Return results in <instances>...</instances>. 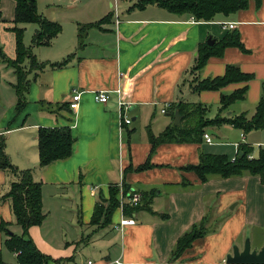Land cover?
Returning a JSON list of instances; mask_svg holds the SVG:
<instances>
[{"label": "crops", "instance_id": "0c3cea01", "mask_svg": "<svg viewBox=\"0 0 264 264\" xmlns=\"http://www.w3.org/2000/svg\"><path fill=\"white\" fill-rule=\"evenodd\" d=\"M58 1L36 0L37 12L60 25L61 32L49 46L31 48V52L37 63L51 64L73 56L61 68L28 73L26 105L20 113L16 111L14 70L0 60V138L5 140L10 163L19 170L31 169L33 180L41 183L45 218L40 226L29 228L28 237L49 258L46 264L86 260L92 264H226L244 228L264 230V188L257 177L249 175L209 176L202 183L185 168L197 165L202 154L232 159L240 144L264 147V129L243 134L229 125L211 127L206 132L210 143L203 138L199 144H161L153 152L149 138L173 124L166 105L199 103L208 108L212 119L221 98L243 87L244 98L232 103L223 115L252 118L264 99V0L258 6L250 0L247 9L228 17L216 16L210 22H195L155 5L131 8L136 2L125 6L117 0L80 5H76L79 0ZM14 9V0H0V42L2 38V49L10 60L15 58V35L10 30ZM106 16L108 21L90 29L79 48L78 26ZM18 27L24 29V46L31 47V41L30 45L25 41L38 25ZM232 30L239 34L242 49L225 48L221 57H210L200 72L191 74L198 46L209 38L220 41ZM4 36L10 41L8 46ZM228 66L251 79L217 91L190 90L193 75L199 80L222 77ZM117 90L129 106L131 119L121 129ZM98 91H107L105 104L95 101ZM73 92L80 94L77 103L72 101ZM61 105L65 108L60 109ZM158 112L159 122L155 119ZM63 127L69 128L74 140L71 155L39 168L37 131ZM147 160L150 168L137 171ZM14 181L12 174L0 171V223L8 225L9 234L21 235L10 200L2 198ZM121 183L135 191L152 190L151 212L139 211L134 225L120 227L121 213L116 210L110 225L92 226L96 203L101 197L107 199L110 187ZM201 222L206 235L172 261L177 240ZM216 224L218 230H210ZM6 235L0 231L3 264H18L16 254L3 245Z\"/></svg>", "mask_w": 264, "mask_h": 264}, {"label": "trees", "instance_id": "16d2710c", "mask_svg": "<svg viewBox=\"0 0 264 264\" xmlns=\"http://www.w3.org/2000/svg\"><path fill=\"white\" fill-rule=\"evenodd\" d=\"M14 18L13 28L10 30L15 35V58L10 60L3 53L0 46V60L8 67L14 70L16 84L13 86L17 102L16 111L20 113L26 103L24 95L28 91L29 80L28 73L31 70H43L45 67L61 68L65 66L73 55H69L64 60L56 63H37L33 57L31 48L49 46L51 41L61 32V27L55 22L46 20L37 12L36 0H14ZM250 0H138L131 8L139 10L147 6L155 5L165 11L182 16L186 15L195 22H210L216 16L228 17L238 11L245 10ZM259 5L260 0H255ZM1 17V13H0ZM109 16L104 17L98 22L78 26L77 46H83L84 38L87 32L92 28H99L101 24L107 22ZM23 24H36L38 30L32 36L31 47L26 48L23 44L24 29L19 28ZM237 47L242 49L239 42L237 31H229L226 36L209 45L203 43L198 46L194 65L191 74L200 72L206 61L210 57H221L225 48ZM28 62L25 66L24 63ZM251 79L250 75L241 73L237 67L228 66L222 77L213 79L193 78L189 82L190 90L194 93L202 91H217L230 83L247 82ZM246 87L239 89L228 96L221 98L218 112L212 119L208 117V108L199 103L188 104L179 102L175 105H169L168 113L173 120L174 114L178 111L181 116L180 126L176 127L172 123L157 137L150 136L151 152L161 144L170 143H192L199 144L203 141V135L211 127L229 125L239 129L243 134L252 131L264 129V99L256 107L255 114L251 119L245 115L235 117H226L223 113L228 107L244 98ZM60 109L65 106H59ZM73 138L68 127L63 128H40L37 131V151L39 157V168H44L58 160L67 159L71 155ZM242 153V156L239 155ZM253 148L247 144H240L234 161L225 155L202 154L199 163L194 166H188L185 169L193 172L198 179L205 183L209 176H217L222 179L242 177L249 175L257 177L264 188V147L258 148L256 157L252 155ZM147 160L136 170L142 171L150 168ZM0 171L12 174L16 181L11 183L9 191L2 197L10 200L12 213L15 223L21 228L22 234H9L8 225L0 223V231L7 233L3 245L11 253L16 254L18 264H46L49 258L42 254L28 237V230L33 226H40L45 218L42 213L41 203V183L35 182L32 177V170H19L14 167L6 153L5 140L0 138ZM124 193L130 188L121 183ZM118 186L110 187L108 198L101 197L96 203L90 224L98 228L110 225L111 217L118 207ZM140 203L135 207H125L124 214L130 216L132 213L139 211H150V204L153 198V191H141ZM204 222L199 225H193L191 229L182 235L176 242L175 248L171 255V260L175 261L182 253L188 249L196 240L206 235ZM0 264H3L0 253Z\"/></svg>", "mask_w": 264, "mask_h": 264}, {"label": "built area", "instance_id": "2783aa9c", "mask_svg": "<svg viewBox=\"0 0 264 264\" xmlns=\"http://www.w3.org/2000/svg\"><path fill=\"white\" fill-rule=\"evenodd\" d=\"M191 20L194 21L192 18ZM223 26L229 29L234 28L233 24H223ZM116 92L118 94L117 108H118V117H119V129H121L122 127L129 126L131 124V119L128 117L129 106L120 99L119 90H117ZM73 93L74 95H72V101L74 103H77L79 100L80 94L77 92H73ZM108 98L109 97H108L107 91H98L94 96L95 101L101 104H105L108 101ZM168 107L169 105H166L165 109H167ZM165 109H163L161 112L164 113ZM203 138L205 142L207 143L211 142V139L207 133L203 135ZM232 161H234V158H232ZM118 189H119V192L117 195V198H118L117 210L121 213V219L119 222V226L124 227L128 225H134L135 224V213H132L130 216H124V210L126 206L128 207L137 206L140 203L141 196L137 191L133 189H129L126 193H124L121 184L118 185ZM81 264H92V261L86 260L82 262ZM141 264H152V263H141Z\"/></svg>", "mask_w": 264, "mask_h": 264}, {"label": "rangeland", "instance_id": "374dc122", "mask_svg": "<svg viewBox=\"0 0 264 264\" xmlns=\"http://www.w3.org/2000/svg\"><path fill=\"white\" fill-rule=\"evenodd\" d=\"M50 1L57 2L56 4H60V3H58L59 2L58 0H50ZM86 1L89 2V1H95V0H79V2H77L76 5H80V4H82V3L86 2ZM102 1H105V0H102ZM117 1L120 4H124V5L125 4H130L131 5V4L135 3V2H137L138 0H123V1L122 0H117ZM67 2H65V4ZM111 4H113V0H111ZM33 26H35V25H31V27H33ZM31 38H32V35H30L26 39L25 45H30ZM4 40H5L6 46H8L10 41L7 40L6 36H4ZM1 42H2V38H1ZM1 42H0V46L3 47ZM3 53L6 55L4 48H3ZM5 66H6V68L9 69V67L7 65H5ZM194 74H196V73H194ZM193 78H197L196 75H193ZM155 119H158L157 122H159L160 119H162V116L159 114V112L157 113ZM257 151H258V147H253L252 155H256V153H258ZM228 152H229V150H228ZM137 192L139 194H141L140 191L137 190ZM209 228H210V230H218L219 227L216 224V225L210 226ZM246 240L249 241V245H250L251 251H259L264 246V243H263L264 242V230L260 229V228H258L256 226H247L246 228H244L241 231V233L239 234L237 239L234 241L230 251L232 252L233 247L243 248Z\"/></svg>", "mask_w": 264, "mask_h": 264}, {"label": "water", "instance_id": "95a60500", "mask_svg": "<svg viewBox=\"0 0 264 264\" xmlns=\"http://www.w3.org/2000/svg\"><path fill=\"white\" fill-rule=\"evenodd\" d=\"M213 43L214 41L211 38L207 40V44L212 45ZM180 123H181V116L179 115L178 111H176L174 114L173 125L178 127L180 126ZM239 155L242 156V153L239 152ZM225 263L226 264H264V246L259 251H251L249 241L246 240L241 250L237 247H233L232 253L226 257Z\"/></svg>", "mask_w": 264, "mask_h": 264}]
</instances>
